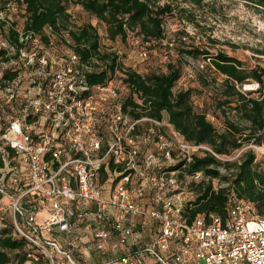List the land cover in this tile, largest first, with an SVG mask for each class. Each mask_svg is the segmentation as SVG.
<instances>
[{
  "label": "built area",
  "instance_id": "built-area-1",
  "mask_svg": "<svg viewBox=\"0 0 264 264\" xmlns=\"http://www.w3.org/2000/svg\"><path fill=\"white\" fill-rule=\"evenodd\" d=\"M8 25L0 13V230L9 214L34 264H85L61 241L80 228L98 264H264V217L233 189L225 218L185 215L194 186L210 179L183 169L194 156L222 155L147 115L142 96L125 110L114 78L90 86L100 64L54 42L69 31L46 29L45 42L17 29L14 44Z\"/></svg>",
  "mask_w": 264,
  "mask_h": 264
},
{
  "label": "trees",
  "instance_id": "trees-1",
  "mask_svg": "<svg viewBox=\"0 0 264 264\" xmlns=\"http://www.w3.org/2000/svg\"><path fill=\"white\" fill-rule=\"evenodd\" d=\"M15 1L24 6V31L42 36L45 42H48L46 29H51L57 36L69 31L70 43L67 49L78 55L82 62L94 59L100 64H96L94 71L87 75L90 86L103 85L118 71L122 72L123 81L129 91L125 110L128 106H131L132 110L139 106L134 101V94L142 96L146 105L142 108L147 110V115L160 120L167 116L168 121L186 141L209 145L220 155L228 156L246 144L264 145V68L258 67L248 71L236 58L224 52L212 54L209 50L200 47L192 46L191 49L181 51L182 55L192 59L202 58L210 61L206 64L207 67L201 66L203 69L201 72L213 68L214 74L224 77L222 88L211 95L212 103L224 117L225 130L220 132L209 120L207 113L198 111L194 106L192 96L195 90L174 92L176 84L186 75V72L183 73L181 62L169 60L165 72L155 70L145 74L139 73L135 68H125L122 56L111 51V48L102 46L96 27L91 24L72 27L71 15L68 13L71 4L78 5L89 15L106 24L109 40L125 39L129 31H137L142 36V42L149 45L160 43L165 38L164 17L173 11L171 3L160 5L161 0ZM184 1L196 5L202 3V0ZM242 1L264 9V0ZM14 24L8 28V37L17 44L15 38L17 24ZM180 40L184 42L185 37H180ZM142 48L147 54L143 60L148 62L150 58L148 49L143 45ZM258 54L264 55V51H259ZM247 79H253L258 83L259 91H255L259 92L258 97H252V92L243 93L240 90L239 87H242ZM209 85L207 81L202 84L204 87ZM229 112L235 113L237 121L229 118ZM256 159L252 149L243 153L234 162L220 161L210 153L194 156L183 172L186 174L202 172L210 180L194 186L195 198L187 206L185 214L189 221L198 216L208 217L210 214L225 218L228 193L231 189L234 190L237 198L253 204L259 215L264 217V169L258 165ZM2 166L0 162V168ZM182 166L183 164H179L176 168ZM220 168L225 169L228 175L222 174ZM214 179L228 183V186L215 191ZM4 219L7 227L0 230V264H11L13 259L19 256L18 252L26 249L20 259V262L24 263L29 253L27 249L31 247L25 239L14 234L10 215H4ZM14 254L15 257L12 256Z\"/></svg>",
  "mask_w": 264,
  "mask_h": 264
},
{
  "label": "rangeland",
  "instance_id": "rangeland-1",
  "mask_svg": "<svg viewBox=\"0 0 264 264\" xmlns=\"http://www.w3.org/2000/svg\"><path fill=\"white\" fill-rule=\"evenodd\" d=\"M164 3L173 5V11L164 17L165 38L160 43L149 45L142 42V36L137 31H129L125 39L109 40L106 24L89 15L78 5L71 4L68 13L74 19V22H71L72 27L86 24L96 27L101 37L102 46L119 53L125 68H135L139 73L145 74L155 70L165 72L169 60L181 62L183 73L186 72V75L176 84L174 92L195 90L192 96L194 106L200 112L205 111L217 130L222 132L225 130L224 117L212 103L211 95L222 88L221 83L224 77L214 74V69L211 67L210 70L201 72L203 70L201 66L207 67L206 64L210 61H205L202 58L192 59L182 55L181 51L191 49L192 46L200 47L209 50L212 54L224 52L240 60L248 71L258 67L264 68V55L258 54L259 51H264V9L242 0H202L199 5L184 0H161L159 2L160 5ZM0 13L9 19L7 30L12 25L14 26V23L17 24L18 30H24V6L19 2L0 0ZM182 36L185 37L184 42L180 40ZM54 42L66 50L70 40L57 37ZM142 45L148 49L147 53L150 54L148 62L139 56L140 51L145 50ZM188 71H192L193 78H188ZM122 76V72L118 71L113 78L121 85L120 92L126 95L129 91L124 87V84H120ZM204 81L210 84L209 87L202 86ZM239 88L243 93L252 92V97L259 96V92H255L259 91V85L253 79H247ZM228 115L231 120L237 121L234 112H229ZM167 120L166 116L165 121ZM250 149L255 152L258 165L264 169V145L246 144L230 155L222 156L226 160L225 162H234ZM220 172L228 175V172L223 168H220ZM4 202L7 203V201L0 199V204ZM61 241L63 244L74 242L76 244L75 250H72L73 247L71 246L68 248L72 252H76V255H80V260L85 264H98V260L94 257L92 235L89 231L80 228L75 235L69 239L62 238ZM25 251L26 249L19 251L18 257H15V254L12 255L15 258L11 264H34L32 257H36L38 254L32 248L27 249V253L29 252L27 260L24 263L20 262ZM202 264L205 263L202 262Z\"/></svg>",
  "mask_w": 264,
  "mask_h": 264
},
{
  "label": "crops",
  "instance_id": "crops-1",
  "mask_svg": "<svg viewBox=\"0 0 264 264\" xmlns=\"http://www.w3.org/2000/svg\"><path fill=\"white\" fill-rule=\"evenodd\" d=\"M94 257L98 260V262H101L99 259V257H100V255H99V253L98 252H95L94 253ZM99 258V259H98Z\"/></svg>",
  "mask_w": 264,
  "mask_h": 264
}]
</instances>
